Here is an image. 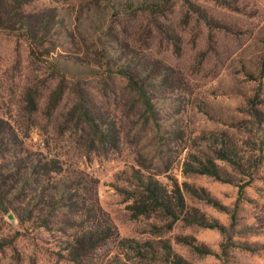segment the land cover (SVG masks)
I'll return each mask as SVG.
<instances>
[{
	"label": "rangeland",
	"instance_id": "obj_1",
	"mask_svg": "<svg viewBox=\"0 0 264 264\" xmlns=\"http://www.w3.org/2000/svg\"><path fill=\"white\" fill-rule=\"evenodd\" d=\"M80 1L30 0L24 10L71 12ZM126 20L119 39L169 72L166 81L150 74L147 123L124 78L86 81L87 104L116 137L106 144L66 120L74 94L50 112V68L33 62L24 38L0 31V264H264V0H174L166 34L147 30L145 17ZM208 158L226 179L195 170ZM14 166L20 176L9 178ZM81 171L97 178L123 241L75 262L73 213L50 214L44 199L56 179Z\"/></svg>",
	"mask_w": 264,
	"mask_h": 264
},
{
	"label": "trees",
	"instance_id": "obj_2",
	"mask_svg": "<svg viewBox=\"0 0 264 264\" xmlns=\"http://www.w3.org/2000/svg\"><path fill=\"white\" fill-rule=\"evenodd\" d=\"M29 1L0 0V31L24 38L29 44L33 62L45 64L50 68L52 78L56 81L49 103L51 113L67 92L74 94L76 102L69 109L70 115L66 120L71 121L77 117V125L81 124L82 129L87 128L93 143L98 141L106 144L112 139L114 143L115 135L93 114L87 104L89 92L84 84L89 78L103 80L120 76L126 80V89L134 95V101L140 102L144 107V123L155 119L156 106L149 95L148 79L150 74H154L159 81H166L169 68L159 60L146 59L126 40L119 39L121 33L116 23H121L123 31L127 32L123 23L128 21L126 16L132 20L145 17L153 24L147 25V30L151 31L154 27L166 34L168 29L161 19L171 9L174 0H82L78 5L71 7V12L67 9L60 11L52 8L39 13L24 10ZM190 5L195 8L193 3ZM73 46L77 47L78 51L73 52ZM59 47H63L61 52L56 51ZM26 99L28 105L36 109L34 92L28 91ZM159 125L155 122L157 130ZM229 157L228 154H222L219 159L228 160ZM26 168L36 171L39 165L31 162ZM195 170L226 179L222 176V169L211 158L206 162L200 161ZM16 172L20 176L18 167L14 166L13 171L9 172V178L16 175ZM81 173L82 176L56 179L47 196L41 195L27 209L32 214L45 197L50 214L54 215L64 207L72 211L73 222L70 227H73L74 233L72 239L68 240L66 250L67 257L75 262L89 257L108 239H115L118 243L123 241L111 215L100 204L97 178L82 171ZM28 183L25 182L22 187ZM21 190L23 188L19 191ZM21 214L23 215V212ZM21 220H24V217H21ZM42 225L50 227L48 218L42 219ZM196 248L199 252H205L200 246Z\"/></svg>",
	"mask_w": 264,
	"mask_h": 264
},
{
	"label": "water",
	"instance_id": "obj_3",
	"mask_svg": "<svg viewBox=\"0 0 264 264\" xmlns=\"http://www.w3.org/2000/svg\"><path fill=\"white\" fill-rule=\"evenodd\" d=\"M10 216L12 217V214H10Z\"/></svg>",
	"mask_w": 264,
	"mask_h": 264
}]
</instances>
